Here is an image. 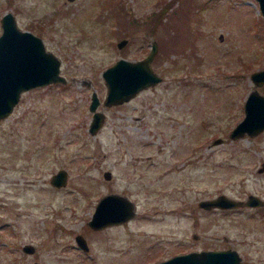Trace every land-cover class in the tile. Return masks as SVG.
Masks as SVG:
<instances>
[{
  "label": "rangeland",
  "instance_id": "374dc122",
  "mask_svg": "<svg viewBox=\"0 0 264 264\" xmlns=\"http://www.w3.org/2000/svg\"><path fill=\"white\" fill-rule=\"evenodd\" d=\"M168 2L0 0V17L12 11L42 37L67 78L25 89L0 117V264H151L226 247L238 264H264V204L197 205L220 193L264 198V129L228 135L256 87L249 72L264 67L263 15L257 0H173L153 28L148 15ZM152 39L161 81L103 104L101 71L120 56L140 59ZM256 88L264 93V83ZM92 90L105 119L90 133ZM61 168L57 187L50 177ZM115 191L137 213L92 228L96 201Z\"/></svg>",
  "mask_w": 264,
  "mask_h": 264
},
{
  "label": "water",
  "instance_id": "95a60500",
  "mask_svg": "<svg viewBox=\"0 0 264 264\" xmlns=\"http://www.w3.org/2000/svg\"><path fill=\"white\" fill-rule=\"evenodd\" d=\"M261 15L264 18V0H257ZM0 117H5L12 111L21 92L27 88L44 86L46 83L57 81L66 82L64 75L60 72V57L47 49L42 37L27 28L21 29L16 22V17L12 11H5L0 17ZM128 38L121 37L116 42L117 47L127 44ZM150 48L140 59H127L120 56L115 61L109 63L101 74L103 76L106 93L102 99L106 106L120 104L124 100H129L142 88L152 86L153 83L161 81V76L153 67L151 60L155 53H158V42L151 40ZM253 84L257 87L264 83V67H258L249 72ZM251 88L243 102L242 117L229 130V136L239 138L243 134H258L264 129V93L258 88ZM89 108L92 111L89 121V132H96L101 127L105 113L98 110L100 98L95 90L90 96ZM217 137L215 143L220 141ZM264 166L262 164L261 170ZM108 169L104 170L105 177H110ZM65 168L58 169L50 177V183L57 187L65 184L67 179ZM264 198L257 194H249L248 197L237 199L220 193L218 196L203 198L197 203L200 207L210 209V207H241L242 205L263 206ZM93 214L87 223L92 228H103L108 224L123 223L129 218H133L137 211L134 201L121 192L104 193L95 203ZM75 239L82 249L86 250L87 243L83 235L77 233ZM24 250L31 252L33 246L28 243L23 244ZM241 257L235 248H204L202 250L191 249V251H181L173 253L169 257L153 261L151 264H238Z\"/></svg>",
  "mask_w": 264,
  "mask_h": 264
},
{
  "label": "trees",
  "instance_id": "16d2710c",
  "mask_svg": "<svg viewBox=\"0 0 264 264\" xmlns=\"http://www.w3.org/2000/svg\"><path fill=\"white\" fill-rule=\"evenodd\" d=\"M172 3H173V0H169V2H168V4L167 5H163V6H161L159 9H158V11L157 12H152V13H150L149 15H148V19L149 18H153V28H155L156 26H158L159 25V23H161V22H163L164 20H163V17L165 16L166 17V11H168L169 9V7L172 5ZM116 12H118V11H116ZM117 14V13H116ZM131 18H133V16H131ZM179 23H182V19H181V21L179 22Z\"/></svg>",
  "mask_w": 264,
  "mask_h": 264
},
{
  "label": "flooded vegetation",
  "instance_id": "af4514ba",
  "mask_svg": "<svg viewBox=\"0 0 264 264\" xmlns=\"http://www.w3.org/2000/svg\"><path fill=\"white\" fill-rule=\"evenodd\" d=\"M242 206H243V205H242ZM242 206H241V207H242ZM238 208H239V207H238Z\"/></svg>",
  "mask_w": 264,
  "mask_h": 264
}]
</instances>
